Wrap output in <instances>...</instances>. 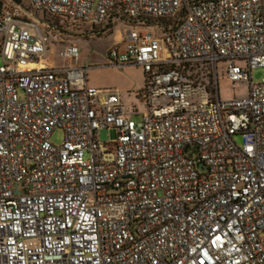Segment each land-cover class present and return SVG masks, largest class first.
<instances>
[{
	"label": "built area",
	"instance_id": "obj_1",
	"mask_svg": "<svg viewBox=\"0 0 264 264\" xmlns=\"http://www.w3.org/2000/svg\"><path fill=\"white\" fill-rule=\"evenodd\" d=\"M22 2L130 23L109 65L144 71L146 110L78 47L53 64ZM0 55V264H264V0H0Z\"/></svg>",
	"mask_w": 264,
	"mask_h": 264
},
{
	"label": "rangeland",
	"instance_id": "obj_2",
	"mask_svg": "<svg viewBox=\"0 0 264 264\" xmlns=\"http://www.w3.org/2000/svg\"><path fill=\"white\" fill-rule=\"evenodd\" d=\"M19 9L30 21L38 24L41 31L48 37L47 58L57 65H68L69 62L61 57L60 53L67 47H78L80 50L79 63L84 67H92L88 74L89 85L97 89L110 90L120 94L122 101L127 109L137 110L142 113L146 110V100L140 95L145 87V73L141 68L134 66H115L109 65L108 52L118 46L123 38L125 31L131 27L127 21L114 20L113 24L107 27L93 30L83 27L71 21H65L47 15L43 12L29 10L27 3L22 2ZM170 23H173L171 21ZM48 24H55L53 28H48ZM52 27V26H51ZM90 28V29H89ZM3 64L0 55V67ZM254 83L264 82V68H257L252 72ZM247 82L238 83L235 88L226 81L220 82L221 95L229 98L233 95L241 96L246 93ZM136 121L142 119L141 115L134 117ZM115 137L109 130L99 132V139L103 143H109ZM63 141V132L56 131L51 142L60 145ZM237 143L242 144L240 137ZM88 158V155H86Z\"/></svg>",
	"mask_w": 264,
	"mask_h": 264
},
{
	"label": "trees",
	"instance_id": "obj_3",
	"mask_svg": "<svg viewBox=\"0 0 264 264\" xmlns=\"http://www.w3.org/2000/svg\"><path fill=\"white\" fill-rule=\"evenodd\" d=\"M55 18H57V17H55ZM60 19V18H59ZM114 19H116V17H114ZM60 20H62V23H65V21L66 20H63V19H60ZM164 23L166 22V23H169V22H167V21H163ZM76 24H78V23H76ZM110 24H113V20L112 19H109V20H107L103 25H99V26H94L92 29L93 30H95V29H97V28H103V27H107V26H109ZM80 26H83V27H88V26H86V25H82V24H79ZM48 26V28H53V27H55L56 25L54 24H48L47 25ZM52 26V27H51ZM90 29V28H89Z\"/></svg>",
	"mask_w": 264,
	"mask_h": 264
}]
</instances>
